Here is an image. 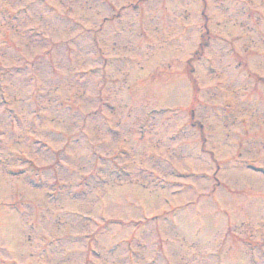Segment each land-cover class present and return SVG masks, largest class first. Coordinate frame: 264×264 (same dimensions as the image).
<instances>
[{"label": "rangeland", "instance_id": "1", "mask_svg": "<svg viewBox=\"0 0 264 264\" xmlns=\"http://www.w3.org/2000/svg\"><path fill=\"white\" fill-rule=\"evenodd\" d=\"M247 162L264 0H0V264H264Z\"/></svg>", "mask_w": 264, "mask_h": 264}]
</instances>
